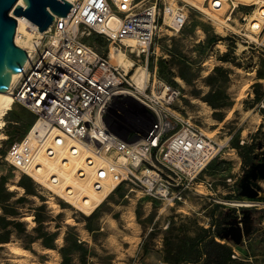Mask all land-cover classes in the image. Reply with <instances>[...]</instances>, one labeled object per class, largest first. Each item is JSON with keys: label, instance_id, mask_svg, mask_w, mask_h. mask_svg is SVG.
Returning a JSON list of instances; mask_svg holds the SVG:
<instances>
[{"label": "built area", "instance_id": "1", "mask_svg": "<svg viewBox=\"0 0 264 264\" xmlns=\"http://www.w3.org/2000/svg\"><path fill=\"white\" fill-rule=\"evenodd\" d=\"M69 3L67 15H53L43 32L22 17L26 45L20 48L30 54L8 90L13 105H21L34 117L25 133L10 143L4 160L50 197L60 198L82 214H92L121 186H128L127 194L168 207L184 205L189 196L211 195L210 183L199 178L220 157L224 145L208 138L190 117L174 108L180 95L177 88L154 79L151 72L144 84L136 86L134 73L129 74L136 63L132 61L127 72L111 64L109 55L123 52L137 62L143 59L147 69L160 31L180 32L190 10L198 12L216 34L210 61L226 53L229 43L236 55L263 51L264 0ZM89 36L108 42L106 50L99 53L87 41ZM123 104L148 116L135 126L110 118ZM47 163L53 164L52 171L46 169ZM62 169L72 178L83 174L88 192L68 194L71 188L63 186L58 175ZM93 195L102 198L96 202Z\"/></svg>", "mask_w": 264, "mask_h": 264}, {"label": "rangeland", "instance_id": "2", "mask_svg": "<svg viewBox=\"0 0 264 264\" xmlns=\"http://www.w3.org/2000/svg\"><path fill=\"white\" fill-rule=\"evenodd\" d=\"M87 41L99 53L108 46L96 36ZM215 41L210 24L190 10L180 32L160 31L147 68L154 79L180 91L174 108L224 145L199 178L210 183L211 195L189 196L184 205L168 207L121 186L91 215L74 211L4 160L34 117L14 104L0 128L5 137L0 180L10 194L3 203L8 214L0 207V264H197L201 241L210 237L232 250L231 264H264V49L236 55L229 43L226 53L210 61ZM127 57L136 63L130 75L145 68L143 59ZM126 105L109 117L135 126L148 116ZM21 177L33 184L34 195H25ZM38 195L48 210L42 226L36 219ZM9 245L21 253L12 254Z\"/></svg>", "mask_w": 264, "mask_h": 264}, {"label": "water", "instance_id": "3", "mask_svg": "<svg viewBox=\"0 0 264 264\" xmlns=\"http://www.w3.org/2000/svg\"><path fill=\"white\" fill-rule=\"evenodd\" d=\"M70 8L66 0H0V93L8 90L12 76L21 71L30 54L14 42L15 17L27 19L43 32L53 15L65 17Z\"/></svg>", "mask_w": 264, "mask_h": 264}, {"label": "bare ground", "instance_id": "4", "mask_svg": "<svg viewBox=\"0 0 264 264\" xmlns=\"http://www.w3.org/2000/svg\"><path fill=\"white\" fill-rule=\"evenodd\" d=\"M66 1L71 2L73 0H66ZM260 15L261 17H264V9H261ZM16 19H17V27H16V35H15L14 41L17 46L24 47L26 45V35H25V30H24L25 21L22 17H16ZM263 21L264 19H260L261 24L263 23ZM116 25H117L116 22L114 21L111 22L112 27H115ZM109 58H110L111 64L115 66L117 65L122 66L124 70L127 72L133 66L131 64V61L128 59L126 55L123 54V52L111 51ZM148 75H149V72L147 71L146 68H137L135 70V73L132 76V80L134 81L136 86H139L140 84H144L146 82ZM17 76L18 74H14L12 76L10 84L13 83V81L17 78ZM126 97L130 98L131 95L128 93L126 94ZM13 103H14V100L12 96L10 95L9 90L0 93V128L2 126V122H1L2 117L7 111L11 109V106L13 105ZM2 140H5V137L2 134H0V141ZM45 167L48 171H52L54 169L53 168L54 166L51 163H47ZM58 175L60 177V180L63 181L62 185L63 186L65 185L67 188H71V192H69L68 194L88 192V186H87V183L83 180V177H84L83 174L78 175V178H72L70 176V173L67 172L66 169H62L60 172H58ZM91 198L94 199L96 202H99L102 196L93 195L91 196ZM88 212L89 211L85 212L86 216L91 215ZM26 220H29V217ZM8 249L14 255H18L21 253V250L19 248H15L13 246L10 247V245Z\"/></svg>", "mask_w": 264, "mask_h": 264}, {"label": "trees", "instance_id": "5", "mask_svg": "<svg viewBox=\"0 0 264 264\" xmlns=\"http://www.w3.org/2000/svg\"><path fill=\"white\" fill-rule=\"evenodd\" d=\"M225 56V55H224ZM222 56V57H224ZM222 61H226V59L223 58ZM251 151L253 150V147L250 148ZM248 165L247 162H245V165ZM21 181H23V186L25 188V195H34L33 191V184L31 182L25 181L23 177H21ZM27 184H24V183ZM10 194L4 189L3 182L0 180V207L3 209V212L5 215L8 214L6 210L3 207V203L6 200L7 197H9ZM39 198L40 205L37 208V214L36 219L37 223L42 226L43 223L46 221V218L48 216H45V214L48 213L47 206L45 204V199L42 196H37ZM62 207L65 205L60 203ZM10 215H14L17 217L19 214L17 212H13ZM222 233V228L217 227L215 230V234L219 236ZM200 248L203 254L202 261L197 264H231L233 262L232 259V250L221 243H218L215 241L213 237L205 238L201 241ZM61 254L64 258V249H61ZM197 262V261H196ZM195 264V262H194Z\"/></svg>", "mask_w": 264, "mask_h": 264}]
</instances>
